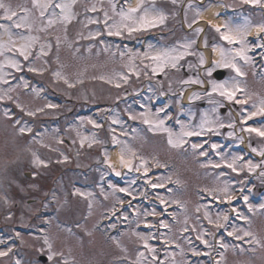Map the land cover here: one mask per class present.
I'll return each instance as SVG.
<instances>
[{"label": "rangeland", "instance_id": "1", "mask_svg": "<svg viewBox=\"0 0 264 264\" xmlns=\"http://www.w3.org/2000/svg\"><path fill=\"white\" fill-rule=\"evenodd\" d=\"M216 1L233 10L238 8L234 14L236 18L232 13L226 14L224 25L231 29L246 26L243 37L252 24H264L259 5L241 4L242 0ZM5 2L13 8L21 4L31 8V0ZM126 3L127 6H117L116 0H78L74 9L78 15L66 26L56 23L45 28L46 13L44 22L36 20L31 32L12 29L17 45L22 43L15 35L18 33L39 39L27 61L15 52L5 51L0 55V65H3L0 68V251L12 249L7 256L0 257V264H16L17 260L20 264H64V261L67 264H135L139 252H144L147 258L142 264H159L161 260L164 264H212L211 261L264 264V209L260 208L264 204V176L261 175L264 156L259 155L264 150V138L243 130L249 126H264V117L257 116L246 123L241 120L254 110L253 104L258 105L264 99V47H260L258 53L263 65L260 71L254 67L252 59L245 63L236 57L235 62L244 75L237 76L232 69L224 68L225 78L216 80L207 74L212 61L203 47L234 50L241 44H229L214 37L207 41L208 33L213 36L215 33L208 25L200 28L192 22L199 9L196 1L177 0L172 4L171 0H154L155 8L167 17L162 25L131 35L124 30L122 35L109 39L104 12H108L111 17L108 25H112L120 18L113 13L111 5H116L117 13L121 7L126 11L137 5L130 6L131 0ZM93 4L98 11L86 12L85 6ZM240 5L243 6L239 8ZM144 6L151 7L152 0H145ZM87 18L99 23H88ZM6 23L0 20V24ZM190 23L191 27L184 29L183 26ZM41 28L45 30H39ZM161 28H168L167 31L173 28L171 35L166 37L160 33ZM197 28L202 29L198 34ZM97 32L100 35L89 38L90 33ZM143 33L148 38L139 41ZM7 40L8 36L0 29V42ZM190 41H195L188 49L192 55H185L176 68L169 66L162 72H152L156 65L145 53L152 56L176 49L173 53L176 55L184 52L182 45ZM42 44L52 47L45 48L48 54L37 59ZM244 45L251 49L261 44L255 41L254 45H249L244 40ZM201 52L203 65L200 64ZM232 55L234 52H230L229 58ZM247 55L250 57L248 52ZM9 58L20 62V70L8 66ZM218 60L220 58L215 61ZM182 65L187 71L198 65L203 68L194 74L182 72ZM29 67L39 71L30 72ZM56 72L61 74L60 78L54 75ZM233 77L244 89L237 97H250L246 105L229 102L216 93L208 95L212 92L209 81L232 82ZM196 79L203 84L183 83ZM194 94L199 98L190 99ZM152 96L155 101H161L157 107L149 102ZM178 98L182 103L181 110L175 113L179 126L172 129L165 122L170 111L166 112L161 105ZM50 104L55 107H48ZM5 112L9 115L5 116ZM29 112L34 115H28ZM92 112L105 121L90 114ZM124 117L139 124L127 127ZM145 118L153 123H145ZM161 119L164 120L163 128L171 132L174 141H185L181 146H171L169 131L155 127V122ZM204 120L207 123L201 130ZM21 127L31 131L20 133ZM193 130L201 134L183 136V132ZM191 141L203 147L193 150ZM118 143L121 153L134 161L131 168L113 171L107 165V152L108 147ZM214 144L218 146L215 150ZM240 144H245L257 157V160L249 159L260 165L255 170L242 167L247 162L239 159L237 171L226 167L225 162L240 157ZM253 148L257 151L253 152ZM201 152L206 155H200ZM36 157L44 163H34ZM217 164L222 166L214 167ZM150 165H155L156 171ZM248 182L252 183L248 203L240 204L236 200L239 193L235 191L243 189ZM152 184L163 187L153 188ZM225 185L235 197L231 202L233 207L247 217V220L240 219L241 223L234 220L226 232L250 231L260 244L249 243L251 237L237 240L229 236L238 241L232 244L223 232L227 226L216 229L205 219L206 211L213 220L217 215L228 214L225 209L229 203L220 194ZM77 189L90 195L77 194ZM161 197L165 204H161ZM153 211L157 217L151 215ZM161 220L168 224L167 228L160 226ZM142 225L149 232L138 229ZM201 232L207 233L204 239L209 241L211 248L197 239ZM238 234L243 235V231ZM140 236L147 238L149 245L155 248L156 261L152 260L153 253L143 247ZM155 237L161 242L156 243ZM45 238L52 245V252L57 253L52 260L48 259L50 253ZM215 238L219 244L228 245L217 255L212 253ZM168 245H173L172 249ZM193 249L200 255H193ZM39 254H44L47 260L40 261Z\"/></svg>", "mask_w": 264, "mask_h": 264}, {"label": "snow or ice", "instance_id": "2", "mask_svg": "<svg viewBox=\"0 0 264 264\" xmlns=\"http://www.w3.org/2000/svg\"><path fill=\"white\" fill-rule=\"evenodd\" d=\"M78 3V0H31V8L25 6V5H17V8H13L10 3H6L5 0H0V20L6 21L8 23L6 24H0V29H3L5 34L8 36L7 42H0V55H3L5 51L8 52H15L18 53L19 56L23 57L25 61L29 59V57L32 55V48L33 45L38 41L39 37L32 36V35H24L23 33H18L15 35H18V39L22 41L19 45H17L16 40H14L12 37L14 35L12 29H26L28 32H31L33 30V25L35 24L36 20H39L41 23L44 22V19L47 15V23L45 25L46 27L52 26L56 23H61L64 24L65 26L67 24H70L78 15L75 12V5ZM172 4H176L177 0H171ZM242 3L244 4H252V5H260L264 7V0H242ZM145 0H138L137 5L135 7H129L126 11L124 10L123 7H121L120 11L117 13L116 12V5L112 4L111 8L113 13L119 16V21L113 23L112 25H108V20L111 19L109 17V14L107 11L104 12V24L107 28V34L109 36H120L123 34V31L126 30L129 35H131L133 32H140L147 30L148 28H153L157 27L159 25H162L165 20L167 19L166 15L162 12L159 11L158 9L155 8L154 6V0H152V6L151 7H145ZM52 9L51 12L48 10ZM59 10L57 12L56 10ZM85 11L86 12H96L98 11L97 7L95 4L91 5L88 7L87 5L85 6ZM23 13V14H21ZM36 13H38V16H36ZM88 23H99L98 20L92 19V18H87ZM195 22V21H193ZM191 27V24L188 25ZM258 30L261 33H264V24L258 25ZM45 28H41L39 30L43 31ZM225 28L227 29L224 32H221V39L227 41L229 44H241V47L238 49L234 50H225L224 48H219L217 49L215 46L213 47V52L219 51L220 55V60L214 61L215 67H223V68H230L232 69L237 76H243L244 73L242 72L241 68L238 66V64L235 62L236 57H239L245 63H249L251 61V58L247 55L248 48L246 45H244V37H243V32L245 31V27H236L235 29L228 28L227 25H225ZM202 29L197 28L196 33H200ZM216 31L220 32V27H216ZM100 35L99 32L95 34L89 35V38H94V36ZM195 41H190L182 47L185 49L184 52L178 53L176 55H173V53L176 52V49H171V50H165L161 52H157L155 55L149 56L148 53H145V56L149 59H151L155 63V67H152V72L156 73L157 71H164L166 67H172L176 68L177 63L179 60L183 59L185 55H192L193 53L189 52L188 49L191 48V45L194 44ZM59 45V37H57V46ZM205 46H207V42L205 41ZM259 47H264V44L258 45ZM51 44L47 45H41L40 46V51L37 53L36 58L39 59L40 56H46L48 53L45 51V48L51 49ZM151 47V46H150ZM230 52H234V55L229 58ZM8 66L15 68L17 70H20V62L16 59L9 58L7 60ZM200 64H204V57L203 54H200ZM3 65H0V68H2ZM213 68H209L207 70V74L209 76L212 75ZM28 71L30 72H36L39 71L36 68L29 67ZM57 78H60L61 74L59 72H56L54 74ZM126 80V77H123ZM0 81H2V77H0ZM230 82L229 80H225L222 83H218L216 81H209L212 87V92L208 93L209 96L212 95V93L218 94L220 97H223L225 100L229 102H235L236 104L239 105H246L248 103V99L250 97H246L245 99H239L237 97L238 92H243L244 89L240 87L239 82L235 81V78H231ZM4 83H7V81H3ZM65 83H67V80H65ZM183 83H197V84H203L202 80L196 79V80H187L183 81ZM73 85L69 84V87H72ZM117 87L119 85L117 84ZM11 89H9L10 91ZM2 98V97H0ZM196 98L198 99L199 96L198 94H194L193 97H190V99ZM10 99V97H9ZM17 107H20L19 104H17ZM48 107H55V105H48ZM252 108L254 109L253 111L247 112L246 116H243L241 118L242 123H246L248 120H252L254 117L260 116L264 117V99L260 100L259 104H253ZM9 113L5 112V116H8ZM28 115H34V113L29 112ZM135 119V117H131ZM144 122L147 124H152L153 122L150 121L149 119L145 118ZM18 124L19 121H16ZM90 123H94L90 121ZM207 123L206 120L202 121L200 128L203 130L204 124ZM164 125V120H158L155 122V127L156 128H163ZM98 126V125H97ZM231 126V125H230ZM164 131H169L166 128H163ZM244 131L248 132L249 134L255 133L256 136L264 138V126L260 127H246L243 129ZM20 133H24L25 131H31V129H26L24 127H21L19 129ZM208 131H212L211 128H208ZM200 132L197 131H185L183 132V136H193V135H200ZM231 135V134H230ZM114 142L115 138H114ZM185 141L178 140L174 141L172 139V134L169 131V139L168 143L173 146V147H179L181 146ZM203 145H197L193 144L192 148L193 150L197 148H201ZM218 146L217 145H212L213 150H215ZM253 152H256L257 150L255 148L252 149ZM200 155H206V153L201 152ZM259 155L264 156V150H261L259 152ZM65 159H67L65 157ZM238 159H243L242 157H233L232 161L225 162L226 167L232 169L233 172L237 171L236 168V161ZM36 164H43L44 161L40 160L38 157H36L33 161ZM120 163L124 165L125 167L131 168L132 164L130 160H126L124 158V155L121 154L120 156ZM111 167V165H109ZM260 165L253 164L252 161H247L245 165H242V167H247L249 171L255 170V168L259 167ZM214 167H220L219 164L214 165ZM139 170V169H137ZM147 173V169H145V174ZM117 175H120L119 172L116 173ZM262 176H264V172L261 173ZM151 183V181H149ZM153 188L157 187H163L162 184H152ZM120 191H126L125 189H120ZM243 191V189L241 190ZM77 194H80L82 196L84 195H90V194H85V193H80L79 190H76ZM209 194H212V190H209ZM220 194L223 196L224 201L228 202L231 204L232 200L235 199L233 194L229 191L227 185L223 189L220 190ZM131 195V193H129ZM245 203H248V197L244 196L243 197ZM161 204H165L166 201L164 200L163 197L160 198ZM122 203V201H121ZM91 207V204L89 205ZM260 208L264 209V204L260 205ZM252 210L251 205H249V211ZM199 211V208L197 209ZM232 211L236 213V217L238 219H244L247 220V217H244L241 213L237 211L236 208H233ZM151 215H157L154 211L151 213ZM205 219L208 220L209 224H212L216 229L220 228H225L226 223L229 220L228 215L223 214V215H217L216 219L213 220L211 215L206 211L205 212ZM221 221H224V223H221ZM160 226L167 228L168 224L165 223V221L161 220ZM187 223V221H185ZM187 231V229H184ZM240 231H243V235H239L238 233ZM207 233L201 232L200 235L197 236V239L201 241L205 245V247L211 248V245L209 244V241L204 239V236ZM228 236H235L237 240H244L245 237H251V240H249V243H256L260 244V241L256 239L255 236L250 231H244L242 229H233V231H230L227 233ZM19 235V233L17 234ZM214 235V234H213ZM141 240L144 241L143 247L149 252L153 253L152 260L156 261L158 258L155 256V248L149 245L147 238L140 236L139 237ZM115 239V238H113ZM45 244L48 245V250H49V256L48 259L52 260L54 256L57 255V253L52 252V245L48 243L47 238H45ZM264 246V245H262ZM220 247L227 249L228 245L224 243H220ZM12 249L8 248L7 251H0V257L7 256L9 252H11ZM193 255H200L198 251L195 249L192 250ZM59 255H63V253H59ZM147 258L145 257L144 252H139L137 254V259L135 264H142L143 261H145ZM223 259V253H221V260ZM16 264H20V261L17 260ZM64 264H67V261H64ZM159 264H164V262L161 260ZM216 264H220V261H216Z\"/></svg>", "mask_w": 264, "mask_h": 264}, {"label": "bare ground", "instance_id": "3", "mask_svg": "<svg viewBox=\"0 0 264 264\" xmlns=\"http://www.w3.org/2000/svg\"><path fill=\"white\" fill-rule=\"evenodd\" d=\"M136 3H137V0H131L130 6L132 5L134 6ZM199 17L203 21H207L212 25L220 27L224 24L226 14L224 13L223 5L220 4L219 2L214 1V2H210L209 4H207L205 7H203L200 10ZM254 28L255 26H252V28L248 30L251 35H254L255 33ZM206 52L208 53L209 56L211 55V49L206 50ZM212 55H213V58H215L216 60L220 58L218 51L213 52ZM121 154L122 153L120 151L119 145H115V146L108 148L107 162L109 165H111V167L113 168V171H118L119 169L125 167L124 165L120 163ZM124 158L126 160H129V158H127L126 156H124Z\"/></svg>", "mask_w": 264, "mask_h": 264}, {"label": "water", "instance_id": "4", "mask_svg": "<svg viewBox=\"0 0 264 264\" xmlns=\"http://www.w3.org/2000/svg\"><path fill=\"white\" fill-rule=\"evenodd\" d=\"M214 76L216 79H220L224 76L225 74V71L224 70H221V69H217L213 72ZM38 258L42 261H45L46 260V256L44 255H39Z\"/></svg>", "mask_w": 264, "mask_h": 264}, {"label": "flooded vegetation", "instance_id": "5", "mask_svg": "<svg viewBox=\"0 0 264 264\" xmlns=\"http://www.w3.org/2000/svg\"><path fill=\"white\" fill-rule=\"evenodd\" d=\"M191 71H193L195 73V70L194 69H190Z\"/></svg>", "mask_w": 264, "mask_h": 264}]
</instances>
